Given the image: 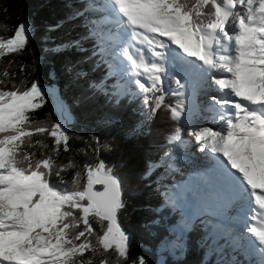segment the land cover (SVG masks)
<instances>
[{"label":"snow or ice","instance_id":"obj_1","mask_svg":"<svg viewBox=\"0 0 264 264\" xmlns=\"http://www.w3.org/2000/svg\"><path fill=\"white\" fill-rule=\"evenodd\" d=\"M87 7L104 13L114 29L110 74L128 77L111 93L103 81L90 87L119 103L131 93L128 85H134L138 92L132 95L143 94L149 119L162 107L170 111L176 125L165 156L181 158L189 144L198 145L219 191L245 211L249 243L264 264V0H100ZM31 34L30 25L22 22L10 38L0 37V58L23 50ZM78 46L74 40L57 47ZM66 70L71 72V66ZM82 75L87 73H77ZM3 76H9L7 68ZM169 77L176 91L166 90ZM210 88L226 98L211 96L205 111L212 113L215 126H200L196 100ZM169 92L178 97L174 104H165ZM44 99L37 81L23 89L15 84L0 88V264H121L130 241L119 221L126 207L122 182L99 158L101 146L94 137L97 162L75 173V190L62 187V172L70 165L57 164L54 155L62 144L69 150L70 137L59 122L34 125L30 113ZM185 130L191 140L184 139ZM33 134L49 135L54 146L39 139L33 143ZM33 146L45 151L37 157L27 150ZM53 175L57 183L51 182ZM189 191L187 186L165 189L163 204L182 210ZM93 219L102 234L97 235ZM187 227L182 216L174 230L182 234ZM109 250L116 253L114 261L105 255ZM86 252L92 255L84 259ZM133 264L147 261L140 257Z\"/></svg>","mask_w":264,"mask_h":264},{"label":"trees","instance_id":"obj_2","mask_svg":"<svg viewBox=\"0 0 264 264\" xmlns=\"http://www.w3.org/2000/svg\"><path fill=\"white\" fill-rule=\"evenodd\" d=\"M87 3V0H0V37L10 38L22 22L32 28L23 50L0 58V79L5 81L0 88L11 89L15 84L23 89L32 81L40 84L45 99L41 107L30 113L34 125L50 127L59 122L49 89L58 90L71 108L74 121L67 132L69 150L64 151L62 144L58 156L54 155L57 164L70 165L62 172L65 181L62 187L75 190L72 183L75 173L83 172L85 163L97 162L93 151L97 143L93 138L98 137L99 158L114 168L125 186L126 207L119 213V221L130 241L127 259H122L121 264H133L140 257L147 264H255L246 250L236 251L229 238L219 235L204 215L192 223L188 231L181 234L174 230L187 212L163 204L156 180L164 171L160 166L170 147L167 137L176 122L164 107L149 119L148 110L142 103L143 94L132 95L138 92L133 87L119 103L115 97L90 87L93 81H103L111 93L115 76L110 74L103 58L104 42L95 38L86 19L89 15ZM77 12L81 15L75 16ZM74 40L79 41L78 47H57ZM68 66H71V72L66 70ZM5 68L8 77L3 76ZM78 72L87 75L77 76ZM167 80L166 90L176 91L173 80ZM177 99L169 92L165 104H174ZM31 139L33 143L39 139L50 148L54 146V138L47 134H33ZM105 144L110 145L111 150H104ZM27 150L35 152L37 157L45 151L36 146ZM166 167L169 168V164ZM50 179L53 183L58 182L55 175ZM93 227L97 235L102 234L94 219ZM91 239L96 243V235ZM177 242L180 247L175 246ZM91 255L86 252L83 258ZM105 255L113 261L116 259L114 250ZM95 259L99 260L100 256Z\"/></svg>","mask_w":264,"mask_h":264},{"label":"rangeland","instance_id":"obj_3","mask_svg":"<svg viewBox=\"0 0 264 264\" xmlns=\"http://www.w3.org/2000/svg\"><path fill=\"white\" fill-rule=\"evenodd\" d=\"M98 3H100V0H88V3L86 4V11H87V13H89V15L86 17V19L89 20L90 28L92 30L91 32L95 33L94 36H95V38H97V40L104 42L105 52L108 55H110V47L107 45V42H108L109 38L112 35H114V29L111 28L109 25H107V23L103 19V16L105 15L104 13H98L95 11H90L89 8L87 7L88 4L95 5ZM49 91H53V89H49L48 92ZM53 92H54L53 94L55 95L56 108L59 110L60 114L63 117H65L67 120H69L67 117L68 112H67V109H66L64 103L58 99L56 92L55 91H53ZM211 96H216V91L211 93L210 90H208L207 95H205V94L203 95V93H201L197 97V100L200 101V103H201L200 104V108H201L200 109V115H199V120H198V123L200 124V126L213 125L211 122H209V121H211L210 118H212V115L210 116V118L205 117V115H204V112H205L204 104L208 105V102H209ZM197 100H196V102H198ZM205 118H207V119H205ZM71 123H72V118L70 117V120L67 121V123H65V125H64L65 130H67L70 127ZM189 138L190 137L187 136V131L185 130L184 139H186V140L192 139V138L191 139H189ZM192 144H193V146H190L189 151L185 150V152L181 158L166 157L164 154V160L160 166V168L161 167L164 168V172L156 180V185H157V187L160 188L161 193H163L165 189H169V188L171 190L179 191L180 189L187 186V188L189 189V186L187 185V183L185 186H183L182 183H177V181L180 178H182V181L187 180L188 183H189V181H193L194 175H190L189 173L192 172V170H194V169H201V168H204L206 166L207 161L206 160H200V158H198V157L204 156V155L200 154L201 152L198 151V145L195 143H192ZM197 151H198V154H197ZM188 152H189V154H188ZM167 164L174 165V168H172V167L167 168L166 167ZM116 175H118V174H116ZM118 176L120 177L121 182H122L123 196H124L125 186H124V183H123L121 176L120 175H118ZM190 185H192V183H190ZM172 186L174 187V189H172L173 188ZM195 186L200 187L199 183H195ZM201 189H203V187H201ZM192 194H194V193L190 192V191L188 192V195H192ZM187 197H186V199H187ZM188 206H190V205L188 204ZM234 212H235V210L232 206L229 209L224 208V212L222 211V213L225 215H228V214L234 213ZM213 223H215L214 224L215 226L223 227L222 222L219 220L218 221L214 220ZM225 229L230 234V236L233 238L234 241L237 240L239 242V244L244 245V247H250L251 249H255V245L249 243L250 236H249V234L246 233V230L241 229V230L234 231L233 230L234 228H232V224L230 225L229 228H225ZM250 253L255 254L257 252L255 250H251Z\"/></svg>","mask_w":264,"mask_h":264},{"label":"water","instance_id":"obj_4","mask_svg":"<svg viewBox=\"0 0 264 264\" xmlns=\"http://www.w3.org/2000/svg\"><path fill=\"white\" fill-rule=\"evenodd\" d=\"M53 91H55L56 92V95H57V97H58V99L61 101V102H63L64 103V105H65V107H66V109H67V112H68V114H67V117H68V119L70 120V117L72 118V123H71V125H70V127L66 130L67 132L71 129V127L73 126V121H74V118H73V115H72V112H71V108H70V105L67 103V102H65L64 100H62V98H61V96L59 95V91L58 90H56V89H54ZM49 95H50V92L48 93ZM50 97H51V100H52V103H53V109H54V111L58 114V118H59V115H61L60 114V112H58L59 110L56 108V105H55V101L53 102V97H52V95H50ZM54 100H55V95H54ZM58 111H57V110ZM62 116V115H61ZM63 117V116H62ZM64 119H66L65 117H63ZM69 120H67L66 119V121H65V123H67V121H69ZM60 123V122H59ZM119 177V176H118ZM120 178V177H119ZM121 180V179H120ZM98 187V186H97Z\"/></svg>","mask_w":264,"mask_h":264},{"label":"bare ground","instance_id":"obj_5","mask_svg":"<svg viewBox=\"0 0 264 264\" xmlns=\"http://www.w3.org/2000/svg\"><path fill=\"white\" fill-rule=\"evenodd\" d=\"M208 90H210V92L211 93H213V92H215L216 91V89L215 88H210V89H208ZM50 92V95H52V97H53V102L55 101L54 100V92L53 91H49ZM199 105L201 104L200 103V101H198L197 102ZM205 103V102H204ZM209 106V104L208 105H206V104H204V109H206L207 107ZM201 109V108H200ZM57 110V109H56ZM58 111V110H57ZM59 112V111H58ZM204 115H205V117H208V118H210V116L212 115V113H210V112H207V111H205L204 112ZM204 118V117H203ZM211 119V118H210ZM203 120V119H202ZM65 121H66V119H64L61 115H59V122L63 125V127H64V125H65ZM213 124V123H212ZM189 139H191V138H189ZM190 146H193V144L191 143V144H189V146H188V148L186 149L187 151H189V148H190ZM188 154H189V152H188ZM197 154H198V152H197ZM202 155H204V154H202ZM189 161V160H188ZM215 221H218V220H215Z\"/></svg>","mask_w":264,"mask_h":264}]
</instances>
